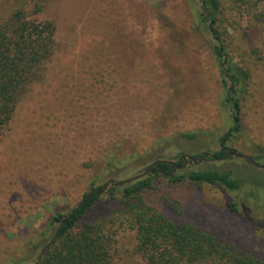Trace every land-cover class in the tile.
<instances>
[{
  "label": "rangeland",
  "instance_id": "rangeland-1",
  "mask_svg": "<svg viewBox=\"0 0 264 264\" xmlns=\"http://www.w3.org/2000/svg\"><path fill=\"white\" fill-rule=\"evenodd\" d=\"M255 1L221 0L219 28L230 64L249 74L242 130L226 146L264 164V25L248 11ZM36 4L38 20L55 22L59 50L47 81L0 136V264H33L55 235L52 217L77 208L94 180L123 181L159 159L215 156L233 125L221 44L201 0H0V20ZM195 168H234L242 189L160 185L146 200L171 219L181 211L167 202L181 206V221L264 257V169L239 157ZM119 247L118 264H144L132 233Z\"/></svg>",
  "mask_w": 264,
  "mask_h": 264
},
{
  "label": "trees",
  "instance_id": "trees-1",
  "mask_svg": "<svg viewBox=\"0 0 264 264\" xmlns=\"http://www.w3.org/2000/svg\"><path fill=\"white\" fill-rule=\"evenodd\" d=\"M201 3L204 22L221 44L216 48L217 57L223 62L225 102L233 119L230 131L221 138L222 150L215 154L221 159L229 153L227 142L242 130L241 95L249 74L230 64L219 28L221 0ZM41 10L38 4L33 12L21 6L0 20V136L21 104L47 81L50 64L59 50L57 26L51 20H38L36 16ZM250 10L254 19L264 25V0H256ZM183 156L176 164L159 163L152 170L149 165L140 178L124 186L112 184L104 193L105 184L95 187L94 180L92 191L84 195L77 208L68 215L58 212L52 217L48 228L56 227L58 237L33 264H118V242L126 232L133 234L134 253L144 264H264V257L237 249L219 234L181 221V206L176 208L174 203L167 202L173 210L181 211L179 218L171 219L146 200L160 185H208L231 192L242 189L244 178L234 168L198 169L192 161L184 167ZM202 157L196 155L194 159L199 161ZM113 162L116 161H109L107 166ZM97 192L101 194L95 195ZM237 205V201L230 204L234 212L238 211ZM53 238L42 245V250Z\"/></svg>",
  "mask_w": 264,
  "mask_h": 264
},
{
  "label": "water",
  "instance_id": "water-1",
  "mask_svg": "<svg viewBox=\"0 0 264 264\" xmlns=\"http://www.w3.org/2000/svg\"><path fill=\"white\" fill-rule=\"evenodd\" d=\"M184 157V161H185V164H184V167H186L188 164H189V161H192L194 164H201L202 162H204L208 157H213L214 159H219L218 157L216 156H212V155H208V156H205L203 159L199 160V161H196L192 156H183ZM231 157H239V158H242V159H245L247 161H249L251 164H253L254 166H256L257 168H260V169H264V164H260L259 162H257L254 158L252 157H249V156H246V155H242V154H238L237 152L233 151V150H229V153L227 156L221 158V159H228V158H231ZM159 163H170V164H176L175 161L173 160H163V159H159V160H156L154 161L151 166H150V170H152L156 164H159ZM145 173L141 174V175H137V176H134V177H131V178H128L126 180H123V181H118V180H115V179H110L108 180L103 189H102V192H106L108 187L112 184H115L117 186H124L126 185L127 183L131 182V181H135L136 179L140 178L142 175H144ZM101 192H97L95 195H100ZM94 196V195H93ZM91 196V197H93ZM58 237V232L56 233L55 237L53 238V240L51 242H49L42 250L41 252V256H43L45 254V250L51 245V243L53 241H55Z\"/></svg>",
  "mask_w": 264,
  "mask_h": 264
}]
</instances>
